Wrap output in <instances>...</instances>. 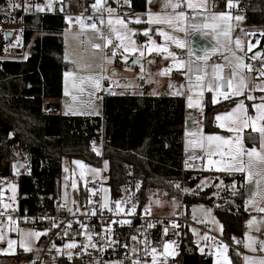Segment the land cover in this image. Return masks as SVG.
I'll return each instance as SVG.
<instances>
[{"label": "trees", "instance_id": "obj_1", "mask_svg": "<svg viewBox=\"0 0 264 264\" xmlns=\"http://www.w3.org/2000/svg\"><path fill=\"white\" fill-rule=\"evenodd\" d=\"M66 1L69 0L62 3ZM83 1L88 7L92 0ZM227 1L213 0L219 10L226 7ZM237 1L247 25L254 28L253 39L259 40L256 49L264 50V35L261 34L264 33V0ZM6 4L18 6L10 14L0 13V22L4 15L18 20L22 47L29 45L35 31L42 32L28 46L24 59H0V180L16 177L20 209L52 212L62 180V162L73 158L93 165L107 162L106 184L114 198L121 194L123 185L138 179L140 206L144 204L148 189H161L169 196L178 195L179 189L172 179L182 180L190 187L195 185L198 177L190 178L192 170L184 169L183 97L106 93L101 99L102 116L46 112L43 99L62 96V73L67 65L62 57L60 34L64 16L53 12L26 13L23 0H0V7ZM145 7L146 0H130L131 11L141 12ZM5 32L0 33V54ZM236 99L212 103L205 97L203 131H222L215 125L214 115L227 110ZM101 123L103 142L102 153L98 156L91 148V141L99 136ZM18 156L27 165L22 170L15 168ZM222 180L225 184L237 183L233 195L223 202H215L210 187L198 194L184 195L182 202L185 213L194 202L209 205L221 223L222 238L230 242L232 236H242L245 230L244 183L239 174L225 175ZM87 192V188L80 189V201L86 199ZM29 256L18 250L15 255L0 256V264L19 262ZM230 259L232 264H241L239 253L233 249H230ZM172 260L177 264H212L210 256L197 251L187 227Z\"/></svg>", "mask_w": 264, "mask_h": 264}, {"label": "rangeland", "instance_id": "obj_2", "mask_svg": "<svg viewBox=\"0 0 264 264\" xmlns=\"http://www.w3.org/2000/svg\"><path fill=\"white\" fill-rule=\"evenodd\" d=\"M50 1H56L61 3L63 0H41V4L37 0H31L33 6L32 13H41L45 7L48 8ZM81 4H84L83 0H79ZM174 3H179L181 6L178 9H172L166 7L167 0H146V7L144 11L134 12L130 9V0H104L103 6L98 10L106 12V17L103 18L104 23L101 24V18L97 16H91V21L86 19L83 11L79 9L70 12L71 14H64V26L60 32L63 39V60L66 62V66L63 68L62 73V96L57 99L58 110L57 112L64 115H84V116H102V96L106 93H120L121 91H129L131 93H140L143 91L141 88V82L152 81L154 73L148 71V67H155V72L159 73L161 69H166L164 59L169 56L167 53L153 51L149 53L147 48H143L145 44L164 45L168 48L169 52H173L172 49L176 50L178 47L170 40H165L164 36L160 35L163 31L169 35L177 36L176 34L184 33L179 30V23L174 21L173 25L164 23H148V14L153 15L159 14L161 18L173 17L177 11L185 12V21L187 25L195 23H204L211 14L208 13L213 9V0H192L194 4L202 5L199 8H188L187 0H172ZM238 2V1H237ZM234 0H232V5ZM95 0H92L87 7L89 12L96 13L98 10L93 9ZM14 4H6L4 7H0V13L10 14L15 7ZM16 5V4H15ZM24 8L27 10L30 5L28 0H23ZM39 5L40 10L37 9ZM228 6V1L226 2ZM107 8L114 10L112 14L113 20L116 18L123 19L126 27L130 31L129 39L135 42L137 48H141L144 52L143 56H140V52L123 53L127 56L125 61L122 56V49L117 50L119 52L118 59L121 62V66L124 70L118 71L117 74L112 73V69L116 70L115 59L106 54V49L110 50L113 45L118 44L119 41L115 39L114 33L112 34L113 44L107 48L94 49L92 48L93 43H99L103 46L104 41L98 38V34L90 28H85L83 31L80 28V24L76 22V17H81L85 24L95 23L98 28L105 34H109V26L107 20L109 17ZM208 10V12L206 11ZM191 11L196 13L195 16L190 14ZM239 13V12H238ZM12 16V15H10ZM67 18H72V23H69ZM137 18L141 21L136 23ZM197 21V22H196ZM107 25V28H105ZM115 27L124 31L120 25ZM264 28V26H263ZM145 30L148 31V35H144ZM189 29V33H190ZM12 32V36L5 40L2 46L0 59H24L28 55V46L33 43V39L36 36L42 35L41 31H35L32 35L31 41L27 47H22L21 34H20V23L14 17H6L4 15L3 20L0 22V33ZM174 32V33H172ZM172 33V34H171ZM139 36H141L139 38ZM19 38V39H18ZM252 38V36H251ZM259 53V55H257ZM250 54L261 64L264 68V50L252 48ZM107 55L108 60L105 61L103 57ZM133 59L140 60V63L131 65L130 61ZM143 68V72L141 71ZM66 72H73L74 76L65 77ZM260 73V72H259ZM256 75L259 76L260 74ZM166 75V74H165ZM93 76L101 79V86L99 89L88 81L86 78ZM85 78L81 83V78ZM114 81L111 85L110 81ZM129 81L126 85L125 82ZM259 84L264 83V76L262 80H259ZM155 84V83H153ZM171 84V87L169 85ZM182 84L179 78L167 79V89L169 93L176 91L175 87H180ZM175 85V86H174ZM155 86V85H154ZM67 88L68 94H65ZM164 92V91H162ZM161 92V93H162ZM255 99L250 102H242L243 109L246 110V115L238 110L236 113H232V110L237 104L228 108L227 110L219 111L214 115L215 125L221 129L219 132H204L202 123L195 127L190 134V137L186 140L182 138V142L187 143L186 148L189 156L185 157L184 169L192 170L190 178L198 177V181L194 186H188L184 181H180L173 185L179 189L178 195L169 196L166 191L161 189H148L144 198V206L151 211L154 215H167L172 214L181 208L185 210V205L182 202L184 195H194V188L196 185H200L202 190L206 187L211 188V195L214 197L215 202H223L233 195L237 188L236 181H231L225 184L222 180L225 175H236L239 174L242 177L244 183V195L242 196L243 210L246 212L244 220L245 230L242 236H232L231 241H226L222 238V226L218 219L213 214L211 207L203 202H194L188 206L186 211L187 217L191 223L188 225V230L192 235L193 243L197 247V251L206 254L211 257L212 264H232L230 259V249L239 253L241 257V264H255L260 258H264V251L261 250V242L264 241V211H258L257 209L264 208V161L254 160L253 166L250 169L253 173L251 181L247 178L246 173L230 172L228 167L231 163V156L229 152L234 149L235 138L237 135L240 136L243 146L245 149H251L255 147L260 150V134L253 131L251 127V120H249L248 127H242L233 120L239 118L241 120L248 118H255L257 111L253 107L255 104L264 103L261 97H264V92L259 96H253ZM45 101V108L46 103ZM240 102V103H241ZM232 113L229 117L227 114ZM220 116L221 119L217 120L216 117ZM221 125H224L221 127ZM257 126H264V120H257ZM241 127L239 133L229 131V128ZM102 123L99 128V136L91 141V148L98 156L102 153ZM209 135L222 136L228 143L224 142H213L209 145L206 137ZM218 145V146H217ZM95 149V150H94ZM245 165L248 164V157L244 158ZM75 161L81 162L80 164L74 163ZM210 161H219L220 163H211ZM24 168L25 161L22 160ZM62 170L69 172V179L62 181L58 184L56 191V199L61 202L62 207L65 210H73L75 205L79 201V191L81 188H87L90 190L86 183L87 177H93L101 180L102 183V201L104 204H109L112 199L110 189L106 184V164L102 162L101 165H93L85 163L83 160L73 158L70 161L64 160L62 162ZM83 172V175L81 173ZM235 182V183H234ZM1 184H4V189L7 188L10 191V203L15 205L18 200V184L15 178H2ZM251 185V192L249 195L245 194L246 186ZM75 185V187L73 186ZM187 189V191H185ZM251 201V203H246ZM254 222L250 225L248 222L253 220ZM202 224L206 230H201L197 225ZM40 232L44 230L38 228L32 224H23L14 226L12 224L4 225L0 227V256H11L15 255L18 250L27 253L35 254L37 252V240L35 236H30V233ZM247 237L254 238L252 247H246L247 243H250ZM21 239L24 240L25 244L30 248L29 251H25L20 246ZM13 240L16 243L9 249L8 241ZM255 244L257 245L255 247ZM226 246V248L224 247ZM253 248L255 251H253ZM203 249V251H201ZM227 258V260L225 259ZM248 258L247 260L245 258ZM6 264H15V261H10ZM157 264H177L173 260L160 261Z\"/></svg>", "mask_w": 264, "mask_h": 264}, {"label": "built area", "instance_id": "obj_3", "mask_svg": "<svg viewBox=\"0 0 264 264\" xmlns=\"http://www.w3.org/2000/svg\"><path fill=\"white\" fill-rule=\"evenodd\" d=\"M30 1L28 0L30 4L28 9L24 8L26 13L33 11ZM15 9H11L12 12ZM76 9L83 11L88 21H91V16L106 17V12L102 10L90 13L89 8L87 9L79 0H69L68 13L65 12L64 3L56 1H50L48 8L45 7L41 13H62L64 16L65 13L71 14L70 12ZM190 14L196 15L194 11ZM105 51L112 57V49ZM118 55L117 51L116 56L112 57L118 66L115 74L119 70H124ZM221 58V54L215 56V60ZM259 69V64L253 67L254 71ZM110 84L113 85L114 81H110ZM18 160L23 159L18 156L15 162ZM60 176L62 181L70 177L67 170H62ZM180 181L182 180H171L173 184ZM86 183L90 190L84 201L79 199L73 210H65L61 202L55 198L52 212L49 210L28 212L26 209H20L18 202L15 205L11 204L10 191L4 189V184L0 183V227L7 224L14 226L32 224L46 233L37 240V252L30 253L28 258L15 264H133L134 261L137 264H157L160 261L172 260L183 242L185 227L193 224L183 208L167 215L152 214L144 204L139 205L138 179L123 185L121 194L116 198L112 197L108 205L102 201L103 182L89 176ZM201 190L202 187L196 185L194 194ZM196 227L206 230L202 224ZM71 243H75L76 247H65ZM165 243L169 245L167 251L164 248ZM153 249L156 250L155 253Z\"/></svg>", "mask_w": 264, "mask_h": 264}, {"label": "snow or ice", "instance_id": "obj_4", "mask_svg": "<svg viewBox=\"0 0 264 264\" xmlns=\"http://www.w3.org/2000/svg\"><path fill=\"white\" fill-rule=\"evenodd\" d=\"M125 2L127 3V0H125ZM104 0H95V4L92 6L94 11L98 10L99 8H101L103 6ZM18 5H12V7H17ZM181 5L179 3H174L172 2V0H167V4L166 7H170L172 9H178ZM228 6L231 7L232 6V0H228ZM38 10H40L39 5L36 6ZM187 7L188 8H199L202 7V5L199 4H194L192 2V0H187ZM106 11L109 14L108 20H107V24L109 26V34L105 35L100 28L97 27V25L95 23H91V24H85L83 19H81V17H76L75 20L77 23L80 24V28L83 31V29L85 28H90L93 31H95L98 34V38L103 40V46L99 43H93L92 44V48L94 49H101L103 48H107L109 45L113 44V38H112V34L114 33L115 39L119 41L118 44L113 45L112 48V52L111 55L112 57H115L117 54V50L122 49V56L123 59L126 61L127 60V56L123 55V53H133V52H140V56L144 55V52L141 48H137L135 46V42L131 41L129 39V34L131 30H128L125 24V21L123 19L120 18H116L115 20H113L112 18V14L114 12V10L112 8H107ZM69 20V23H72V18H67ZM90 19V18H89ZM232 19V17L225 12H221V13H216L213 14L211 17V22H207V20L202 23H195L193 22L191 25H187L184 23L185 21V12L183 11H177L174 14V18L173 17H165V18H161L159 14H155L153 15L152 13L148 14V23H164V24H168V25H173L174 21L178 22L180 27L179 30L183 31L186 36L189 37V39L186 41L185 39H181L179 37H174L169 35L168 33H165L163 31L160 32L161 36L165 37V40H170L172 42H174L176 44V46L180 49H185L186 47L188 48V53L189 56H192L195 54V49H193L191 47V43L192 37H195L196 35H200L202 37H206L209 34L212 35V39L215 41V46H212L210 48H203L200 49V51L203 53V55L197 56L196 59L200 60L203 62L205 68H207V61L209 58L210 54H215L219 51H229L232 52V55H236L234 51H232V49L230 47H225V45L223 43H221V37H223L225 39V41L227 42L228 45H231L232 40H231V29L232 26L229 23V21ZM235 19L237 21H240L243 19V17L241 16H237L235 17ZM136 23H140L141 21L137 18V20L135 21ZM104 23L103 18H101V24ZM221 24L224 25L223 30H220V26ZM115 25H120L121 28L124 29V31H120L118 30ZM189 29H191V33L189 35ZM262 35H264V33H261ZM144 35H148V31L145 30ZM247 35H255V32H251L248 33ZM19 39V38H18ZM259 43V40H257V44ZM255 47V45H253L251 42H249L248 44V50L251 51L252 48ZM143 48H147V51L149 53L153 52V51H157V52H163V53H167V55L169 57H173L174 62H175V66L178 68L181 67H185L186 62L183 60H177L175 59V54L171 53L168 51V48L165 47L164 45H155V44H145L143 46ZM235 48L238 50H243V46H242V42L239 39L235 40ZM257 55H259V53H257ZM103 59L105 61L108 60L107 55H105L103 57ZM253 59H255V57H253ZM139 60H134L132 61V63H138ZM232 68V72H231V76L228 78L227 81V92L225 91H221L222 85L220 83L221 79H222V69L224 67V65L222 64H213L211 66L212 68V73H211V78L206 80V77L208 76V73L206 71L202 72V74L197 75L195 77V83H191V78H189L190 83L188 85V87L190 89H200L201 92L203 91V89L205 88V86L208 88V90L210 91H214L216 93H218L220 96H223L225 98L228 97V94L231 93L234 96H239L242 92V90L247 88V78L245 77V75H243V71L245 69H247L249 72L251 71V65L244 63V57L243 56H236V63L234 65H230ZM141 71L143 72V68H141ZM171 69L170 68H166V69H161L159 72V75H165L168 72H170ZM190 71V69H189ZM115 74V72L113 73ZM261 76H264V68H262L260 70L259 73ZM74 76L73 72H66L65 73V77H72ZM104 77L101 76L99 78L93 77V76H88L86 79L88 81H90L95 88L99 89L101 86V79H103ZM85 78H81V83H83ZM169 87H171V84L169 85ZM264 91V83L262 84H256L254 85L253 89H251L250 91ZM65 94H68L67 88L65 90ZM249 100H253L255 99V97H253L251 94L248 95L247 97ZM261 100H264V97L260 98ZM213 102H216V95H213ZM189 106H191V97H189ZM253 107L256 109L257 111V116L255 118H248V119H239L236 118L233 120V123H236L238 125H241L242 127H248L249 126V120H251V127L253 129V131H256L260 134V150H257L255 147L251 148V149H245L242 143V140L240 138L239 135L236 136L235 138V144H234V149L231 150L229 152V155L231 156V163L228 167V171L230 172H238V173H246L247 174V178L249 179V181H251L252 177H253V173L251 172V168L253 166V161L254 160H260V161H264V126H257V120H264V103H260V104H255L253 105ZM238 110L242 111L245 115H246V110L243 109V103H239L236 105V107L232 110V113H236ZM232 113H228L227 115L229 117L232 116ZM217 120H220L221 117L217 116L216 117ZM224 125H221V127H223ZM229 131L232 132H236L239 133L241 131V127H234V128H229ZM11 136V133L9 134ZM209 145H211L213 142H224V143H228L227 140H225L224 137L222 136H217V135H209L206 137ZM218 146V145H217ZM95 150V149H94ZM247 156L248 157V164L245 165L244 163V157ZM211 163H220L219 161H210ZM74 163L80 164L81 162L79 161H75ZM105 164H107V162H105ZM81 175H83V172L81 173ZM261 179H264V177H261ZM235 183V182H234ZM75 187V185H73ZM187 191V189L185 190ZM246 203H251V201H248ZM119 204L120 202H117V208H119ZM7 207V205L5 206ZM258 211H264V208L261 209H257ZM94 214V213H93ZM253 220H250L248 223L251 225L253 222ZM151 227V225H149ZM46 233H40V232H35V233H30V236H35L36 238H38L40 235H43ZM246 235V239H248L250 241V243H247L245 246L246 247H252V244L255 242L254 238H250L247 237ZM3 237L0 236V239H2ZM91 239V237L89 236V240ZM16 243V241L13 240H9L8 241V245H9V249L12 248V246ZM20 246L22 248H24L25 251H29L30 248L25 244L24 240L21 239L20 241ZM93 247H95V245H92ZM65 247L67 248H74L76 247L75 243H71L68 245H65ZM226 248V246H224ZM165 251L168 250L169 245L167 243H165L164 245ZM261 250L264 251V241L261 242ZM153 253H155V249L152 250ZM201 251H203V249H201ZM253 251H255V249L253 248ZM225 259L227 260V258L225 257ZM246 260L248 259L247 257L245 258ZM133 264H137L136 261L133 262ZM255 264H264V258H260L258 261L255 262Z\"/></svg>", "mask_w": 264, "mask_h": 264}, {"label": "crops", "instance_id": "obj_5", "mask_svg": "<svg viewBox=\"0 0 264 264\" xmlns=\"http://www.w3.org/2000/svg\"><path fill=\"white\" fill-rule=\"evenodd\" d=\"M208 12V10H206ZM221 12H225L228 13L232 19L229 21V23L232 26L231 29V40L232 43L231 45H228L227 42L225 41V39L223 37H221V43H223L225 45V47H230L232 49V51L235 52V56L232 55V52L229 51H219L215 54H210L208 61H207V68H205L204 64L202 61L197 60L195 55L189 56L188 53V48L186 47L185 49H180L177 48L176 50L172 49L173 52L175 54V59L177 60H183L186 62L185 67H181L178 68L175 66V62L173 57H168L164 59L165 67L170 68L171 71L168 72L166 75H159V73L155 72V67H148V71H150L151 73H154V77L153 80L151 81H145V82H141V88L143 89L142 92L137 93V94H149V95H159L161 94L162 91L165 92V94L170 95V96H181L184 99V129H183V137L184 139H188L190 137L191 131L199 126V124L202 123V116H203V112H204V99L205 97H208L210 99V101L212 103H216L220 100H225L228 98H232V97H236V101L233 103V105H231L230 107L234 106V104L236 103H240L242 102H247V101H251L249 100L247 97L249 94H251L252 96H259L260 94H262L264 91H250L251 89H253L254 85L259 84V80L263 79V76L259 75L257 76L256 74L260 72V70L262 69V66L260 63L257 62V60H253L252 59V55L250 54L251 51L248 50V44L249 42H251L253 45H255V47H257V37H255V39H253V35H247L248 33L251 32H255L254 28H251L249 25H247L246 21H245V17L243 12L237 7V0H234V3L231 7H225L222 10H219L216 8V5L214 3L213 9L211 11H209L208 13L211 14V17L213 14L216 13H221ZM239 12V13H238ZM237 16H241L243 17L242 20L237 21L235 19V17ZM211 17L207 18V22H211ZM197 22V21H196ZM202 24V23H200ZM224 28V25L221 24L220 26V30L222 31ZM258 32L261 33V30H257ZM174 33V32H172ZM171 33V34H172ZM191 33V30H190ZM189 33V35H190ZM177 36L174 37H179L181 39H185L186 41L189 39L188 36H186L185 33H178L176 34ZM252 36V38H251ZM206 39L209 40L211 46H215V41L212 39V35L209 34L208 36L205 37ZM239 39L242 42V46H243V50H238L235 48V40ZM253 47V48H255ZM221 54L222 58L220 60H215V56ZM203 55V53L201 54ZM236 56H243L244 57V63L251 65V71L249 72L247 69H245L243 71V75H245V77L247 78V88L242 90L241 94L239 96H234L231 93L228 94V97L225 98L223 96H220L218 93L214 92V91H210L208 90V88L205 86V88L203 89V91L201 92L200 89H190L188 87L190 80L189 78H191V83H195V77L197 75L202 74V72L206 71L208 73V76L206 77L207 79L211 78V73H212V68L211 66L213 64H222L224 65L223 69H222V79L220 81L222 88L221 91H225L227 92V81L228 78L231 76V72H232V68L230 65H234L236 63ZM259 64L260 69L258 71H254L253 67ZM190 69V71H189ZM115 70L112 69V73H114ZM179 78L182 82V84H180V87H175L174 89L176 91H171L169 93L168 91V85H167V79H177ZM155 83V84H153ZM126 85L129 84V81L127 80L125 82ZM155 85V86H154ZM175 86V85H174ZM124 93H129V94H136V93H131L128 90L127 91H121L120 93L117 94H124ZM213 95H216V102H213ZM189 97H191V106H189ZM57 99L58 98H44L43 99V106L45 108V101H48L46 103V112H50V113H58V103H57ZM229 107V108H230ZM218 114V113H217ZM216 114V115H217ZM186 124L187 127H186ZM187 143L185 141V143H183V150L185 152V157L189 156L190 153H187Z\"/></svg>", "mask_w": 264, "mask_h": 264}, {"label": "water", "instance_id": "obj_6", "mask_svg": "<svg viewBox=\"0 0 264 264\" xmlns=\"http://www.w3.org/2000/svg\"><path fill=\"white\" fill-rule=\"evenodd\" d=\"M64 9H65V12H67V13L69 12V1L64 2ZM11 36H12V32H5L4 40H8ZM191 40H192L191 47L193 49H195V54H194L195 56H200L202 54L200 49L212 47L209 40L206 39L205 37L200 36L199 34L196 35L195 37H192ZM134 60H137V59L131 60L130 61L131 65H136V64L140 63V60L138 63H135V64L132 63V61H134ZM161 94H165V92H162ZM187 125L188 124H186V127H187ZM15 168L17 170H22L24 168L23 162L22 161L16 162ZM250 192H251V185L248 184L245 188V194L249 195Z\"/></svg>", "mask_w": 264, "mask_h": 264}]
</instances>
